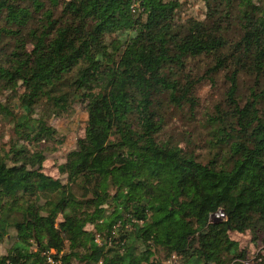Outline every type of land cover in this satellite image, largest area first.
<instances>
[{
    "label": "trees",
    "instance_id": "obj_1",
    "mask_svg": "<svg viewBox=\"0 0 264 264\" xmlns=\"http://www.w3.org/2000/svg\"><path fill=\"white\" fill-rule=\"evenodd\" d=\"M202 1L205 19L178 36L182 0H0V90L22 91L16 104L0 103L14 138L54 139L37 107L60 117L80 103L87 113L58 167L65 183L43 173L41 151L0 145V241L10 230L16 238L0 264H47L44 249L63 264H157L159 253L240 264L231 232L264 242V0ZM200 58L208 70L193 79L189 64ZM219 73L226 106L209 119L204 162L159 140L160 113L164 104L193 112L196 86ZM241 75L253 80L245 99ZM219 209L226 220L208 223ZM132 219L143 224L120 235L124 246H108L112 227Z\"/></svg>",
    "mask_w": 264,
    "mask_h": 264
},
{
    "label": "rangeland",
    "instance_id": "obj_2",
    "mask_svg": "<svg viewBox=\"0 0 264 264\" xmlns=\"http://www.w3.org/2000/svg\"><path fill=\"white\" fill-rule=\"evenodd\" d=\"M205 12L202 0H182V7L175 15L177 26L172 30V33L183 36L185 32L184 25H188L194 20H204ZM208 65L209 60L206 58L190 62L189 68L193 79L203 76L208 70ZM252 84L253 80L250 76L241 75L239 77L238 95L242 99L248 96ZM227 89L226 75L225 73H219L211 75L209 79L198 83L195 89L197 106L193 112H190L187 106L177 110L164 104L160 113L163 120V129L159 134V140L176 143L183 151L194 152L200 161L206 162L211 158L212 151L209 147L214 142L208 122L216 115L217 108L226 106L225 94ZM15 91L17 93L13 95L9 91L0 90V103L9 104L8 106L16 104L22 95V91L18 89ZM45 107V105L37 107L33 116L42 114V118L55 132L53 140L38 143L34 140L15 139L10 124L0 113V145L6 148L16 140L30 151H41L45 157L43 173L65 183V178L60 176L58 167L65 162L66 155L75 149L77 140L84 136L87 113L80 103H75L68 114L60 117L48 115ZM59 221H61L60 216L57 219V222ZM92 228V226H87L86 230L90 231ZM229 236L232 241L238 244L239 251L243 253V257L238 258L237 262L240 264L260 263L261 256L264 255V242L260 239L253 240V236L249 232L241 234L231 232ZM97 242H100V240ZM15 244V233L10 230L9 237L0 241V257L8 254ZM30 250L37 251L33 241L30 242ZM162 255V253L154 254V258L158 260L157 264L165 262L166 259ZM179 258L181 264H188L182 256H179ZM75 263L83 264L77 262L72 264Z\"/></svg>",
    "mask_w": 264,
    "mask_h": 264
},
{
    "label": "built area",
    "instance_id": "obj_3",
    "mask_svg": "<svg viewBox=\"0 0 264 264\" xmlns=\"http://www.w3.org/2000/svg\"><path fill=\"white\" fill-rule=\"evenodd\" d=\"M135 8V7H132ZM133 10V9H132ZM134 12V10L132 11ZM226 220V216L224 214V212L222 210H217L215 213L210 214L209 219H208V223L212 224V223H216V222H223ZM134 224L141 226L143 224V221H137L135 219H132V221L130 223H127V225L124 227L122 226V224L120 222H117L111 229L110 231V237H109V243L108 246H112L113 244L116 245H120V246H124V244L126 243V239L122 237L121 239V234L124 233L125 231L130 232V231H134L135 227ZM100 240V242H97L98 240ZM111 240H114V242H112ZM94 242L97 245H101L102 243V238L100 237V235H96ZM40 254L42 257L45 258L46 263L47 264H63L61 257H62V253L60 254H56V252L53 249H44L40 251ZM180 255L178 254H172L171 256H169V258H167L165 260V262H161L160 264H181L180 262ZM9 264V263H7ZM97 264H101V262H98Z\"/></svg>",
    "mask_w": 264,
    "mask_h": 264
}]
</instances>
